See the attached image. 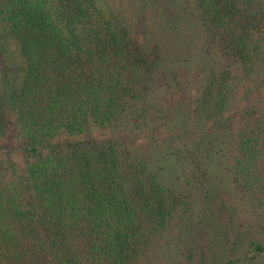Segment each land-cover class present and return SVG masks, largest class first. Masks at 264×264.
I'll return each mask as SVG.
<instances>
[{
    "label": "trees",
    "instance_id": "1",
    "mask_svg": "<svg viewBox=\"0 0 264 264\" xmlns=\"http://www.w3.org/2000/svg\"><path fill=\"white\" fill-rule=\"evenodd\" d=\"M187 3L193 48L216 59L176 111L179 123L205 131L204 155L196 144L165 148L187 187L180 191L162 179L165 165L132 154L127 132L90 133L155 118L160 128L165 115L138 102L162 72L161 44L105 0H0V51L13 45L20 62L0 89V157L21 158L0 159V264H148L159 236L190 220L192 194L214 165L253 231L264 232V0ZM212 217L199 222L222 238ZM225 217L233 227L234 212ZM241 237L233 249L242 250L217 261L192 245L179 261L264 264V239Z\"/></svg>",
    "mask_w": 264,
    "mask_h": 264
},
{
    "label": "rangeland",
    "instance_id": "2",
    "mask_svg": "<svg viewBox=\"0 0 264 264\" xmlns=\"http://www.w3.org/2000/svg\"><path fill=\"white\" fill-rule=\"evenodd\" d=\"M105 1L116 5V8H121L123 14L127 15L130 25L136 26L138 31L144 33L148 42L158 41L161 44L164 57L162 72L160 76H156L154 89L150 91L151 95L147 94L148 96L139 101L138 105L142 111H145L146 107L148 110L157 109L156 114H163L165 118L163 123H160V128H157L158 131L153 129V125L160 119L155 118L150 120L147 127L144 121L136 130H130L127 127L125 131L123 126L120 129L117 128L119 130L106 127L91 128L90 133L98 137H107L118 135L120 131L121 137H125L124 132H127V137L130 138L128 142L131 143L130 149L134 156H142L154 166L165 165L162 179L166 185L176 190H186L183 179L177 177L173 157L165 155V148L166 145L172 149L180 148V145L185 143L193 149L196 144L200 146L197 154L204 155L206 146L202 141L206 139L205 131L190 121L179 123L176 119V111L183 108L186 99L193 94L195 86L210 68L215 67V64H211L216 58L204 55L200 50L193 48L195 29L191 25L187 0ZM5 45H9L8 49L0 51V89L14 81V76L19 73L20 65L13 45L8 43ZM179 82L182 83L178 85ZM141 110L138 107L134 109V119L137 118L138 122L144 119H141L143 116ZM123 121L126 124L128 120L123 119ZM0 159L17 162L21 158L10 152L6 156H1ZM206 172L208 182L202 190L192 194V206L188 213L190 220L178 221L175 227L159 236L152 248L148 264H181L179 254L190 245L198 251L200 248L203 249L206 256L209 255L211 259L217 261L224 252L229 253L234 250L233 241L238 235H242L239 243L244 245L250 235L264 239V232L253 231L249 213L245 214V207L237 203L232 196V186L221 168L214 165L207 168ZM229 210L234 212L232 221L236 224L233 222V227L226 224L225 212ZM214 215L217 218L212 223H221L217 234L222 238L214 236L215 229L207 224L209 222L204 220L199 222L200 218H207L211 222ZM208 240L212 241L209 243Z\"/></svg>",
    "mask_w": 264,
    "mask_h": 264
}]
</instances>
